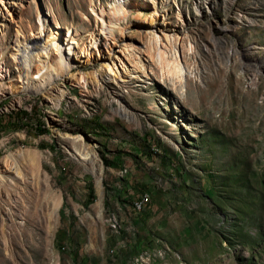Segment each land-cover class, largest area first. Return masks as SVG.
Listing matches in <instances>:
<instances>
[{
    "label": "rangeland",
    "instance_id": "obj_1",
    "mask_svg": "<svg viewBox=\"0 0 264 264\" xmlns=\"http://www.w3.org/2000/svg\"><path fill=\"white\" fill-rule=\"evenodd\" d=\"M111 1L0 0V264H264V0H130L143 4L110 25L115 40L90 48L101 31L93 6ZM41 12L92 53L70 54L72 76L49 94L23 89L12 54L40 31ZM151 18L157 34L177 36L184 91L145 50ZM116 55L123 64L110 72L105 58ZM12 111L19 119L2 122ZM28 151L62 202L14 246L12 223L25 224L41 196ZM101 198L102 218L89 215Z\"/></svg>",
    "mask_w": 264,
    "mask_h": 264
},
{
    "label": "bare ground",
    "instance_id": "obj_2",
    "mask_svg": "<svg viewBox=\"0 0 264 264\" xmlns=\"http://www.w3.org/2000/svg\"><path fill=\"white\" fill-rule=\"evenodd\" d=\"M142 4L143 3L139 1L112 0L110 3L104 6H93V10L101 19V31H92L91 39L88 43L90 44V48H92V45H95V47L98 44L102 45V41L104 40L105 42L106 40L103 37L104 35H111L110 38L115 40V33L113 32L110 25L116 24L120 20L126 18L130 14L132 8H137ZM240 17L241 21L255 20V18L249 16L247 18H242V16ZM153 20L155 21V24L153 26H149V28H146L148 46L145 50L148 52L149 58L153 60V62H155V64L160 68L162 76L166 77L173 84H179L181 86L180 88H182V91H184L187 75L189 72L186 70V67L182 61V55L179 48L180 45L177 46L176 44L177 36L175 33L173 34L165 32L164 29H162V35L157 34L154 27H160L161 22L158 23L155 18H151L150 22H153ZM40 23L41 29L39 32H37V35L33 37H27L23 46H21V48L18 47L15 49L12 54L15 55L17 63L20 65V67H22V72L25 71V75L22 79V81L24 78L26 80L23 82V89L25 91L31 92L47 91L49 94L52 89H58L56 85L52 86L54 81H56L58 78L66 77L68 75L72 76L74 62L72 61V58H70V54L76 53L80 56H84L85 54L89 56L88 60H90L92 53L87 52L88 44L86 45V51L85 48H82V54L79 50L78 51L80 53L76 51L73 45L76 35L73 33V31H69L68 29L65 32L62 31V26L57 21H54L53 24H50V21L47 19V16L44 14V12H41ZM121 34L122 35H119L118 37L119 42L124 41L125 39L123 31ZM109 47L110 48L107 52L114 51L112 46L109 45ZM124 47L128 50L132 48L135 49L136 43L134 41L125 42ZM192 48L193 47L190 44L188 49L191 50ZM123 50L125 51V49ZM37 56L40 58V63H36L34 61L35 57ZM116 56L117 59H113L112 57L105 58V66L110 70V72L115 70L114 67L117 65L116 61L120 62V64H123L121 57L119 55ZM90 74L91 73H84L82 74L81 78L86 82L87 77L89 78ZM0 77H4V74L1 73ZM60 95H62V91H60ZM121 108L125 114L129 113V109L125 106ZM80 154L81 156L79 159H83L86 164H89V169L95 173V175L98 177V181L100 182V174L102 173L97 168L93 159V155L86 147H83V150L80 151ZM26 160L28 163V169L33 175L34 180L37 181V184H40L41 196L39 200L32 201L29 208L24 207L23 214L26 218L25 224L20 225L16 224L15 222L12 223L9 241L11 245L14 246L17 244L20 235L24 236L27 241L34 239L35 233H33V231H31L28 226L33 222H37V214L41 213V217L45 222L56 220L58 209L62 202V193L54 191L49 186L46 175L42 173L41 165L39 163V153L35 151H28L26 154ZM16 168H18L17 165ZM5 190L6 189L4 188V185L0 183V193H3ZM7 190L9 189L7 188ZM138 205L143 206L142 203H139ZM92 214L102 218L103 198L93 204L89 215ZM5 232V228H3L2 231H0V237H5ZM0 242L2 243V240ZM2 249L3 247L0 246V250Z\"/></svg>",
    "mask_w": 264,
    "mask_h": 264
},
{
    "label": "trees",
    "instance_id": "obj_3",
    "mask_svg": "<svg viewBox=\"0 0 264 264\" xmlns=\"http://www.w3.org/2000/svg\"><path fill=\"white\" fill-rule=\"evenodd\" d=\"M19 111H12L10 113H3V115L1 116V121L2 122H6L8 121L9 119H19ZM41 130V129H40ZM44 131V130H42ZM65 235V231L59 229L57 232H56V237L57 238H62V236Z\"/></svg>",
    "mask_w": 264,
    "mask_h": 264
}]
</instances>
